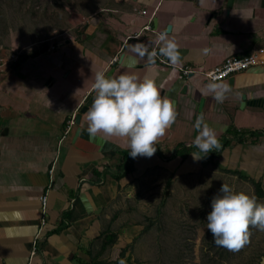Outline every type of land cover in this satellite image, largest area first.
I'll use <instances>...</instances> for the list:
<instances>
[{
    "label": "crops",
    "instance_id": "1",
    "mask_svg": "<svg viewBox=\"0 0 264 264\" xmlns=\"http://www.w3.org/2000/svg\"><path fill=\"white\" fill-rule=\"evenodd\" d=\"M162 32L177 45L176 64L156 53ZM259 48H264V0H113L89 15L73 35L38 49L20 47L18 60H24L0 73V264L110 261L107 251L116 235L102 249L110 233L106 225L102 229L107 223L103 208L116 192L99 185L110 175L98 173L114 170L124 161L122 150L129 149L123 138L98 134L90 141L86 112L76 123L93 102L97 72L152 78L161 95L175 103L174 124L157 141L153 156L135 158L136 167L162 150L197 149L192 142L202 117L221 145L230 142L213 159L215 165L264 189V62L230 76L233 82L230 77L217 81L231 89L223 103L206 89L213 81L204 73L229 56ZM185 66L195 71L185 74ZM72 117L75 124L67 129ZM232 130L261 135L235 136ZM100 192L106 197L101 208L92 198Z\"/></svg>",
    "mask_w": 264,
    "mask_h": 264
},
{
    "label": "rangeland",
    "instance_id": "2",
    "mask_svg": "<svg viewBox=\"0 0 264 264\" xmlns=\"http://www.w3.org/2000/svg\"><path fill=\"white\" fill-rule=\"evenodd\" d=\"M112 1L0 0V58L20 47L38 49L73 35L89 15ZM170 155L162 150L155 159L138 162L135 172L99 183L116 192L103 208L107 223L102 229L106 225L116 235L107 264H256L264 253V231L250 228L249 242L229 251L215 245L206 228L211 200L222 183L250 196H256L254 185L220 170L209 154L199 160L193 158L202 157L195 150ZM92 198L100 208L106 203L101 192ZM257 200L264 203V197Z\"/></svg>",
    "mask_w": 264,
    "mask_h": 264
},
{
    "label": "clouds",
    "instance_id": "3",
    "mask_svg": "<svg viewBox=\"0 0 264 264\" xmlns=\"http://www.w3.org/2000/svg\"><path fill=\"white\" fill-rule=\"evenodd\" d=\"M158 39L162 54L176 64L180 56L175 41L163 32ZM149 62L154 63L151 55ZM92 79L95 95L85 114L90 141L96 140L98 134H103L102 139L123 138L133 159L153 156L157 141L176 120L174 101L161 95L152 78L140 80L129 73L106 76L97 72ZM205 87L217 103H223L231 90L228 84L218 82H210ZM195 127L198 134L192 143L203 157L222 147L216 130L203 123L202 117ZM193 158L199 160L202 157ZM219 193L211 200L212 210L207 214L206 228L215 245L239 251L249 242L250 228L264 231V203L258 202L255 195L235 192L223 183Z\"/></svg>",
    "mask_w": 264,
    "mask_h": 264
},
{
    "label": "built area",
    "instance_id": "4",
    "mask_svg": "<svg viewBox=\"0 0 264 264\" xmlns=\"http://www.w3.org/2000/svg\"><path fill=\"white\" fill-rule=\"evenodd\" d=\"M141 14H147L146 10H136ZM20 55L19 49H14L9 52L6 58H0V73L5 70L6 66L11 63H14L18 60ZM264 62V48H259L251 53L245 55H233L227 57L220 65L212 68L211 70L205 71V75L213 82L226 79L230 76H233L239 72L247 70L255 65L261 64ZM182 72L188 74L189 72L195 71V69L189 68L188 66L181 67ZM75 124V117L68 122L67 129ZM47 196H42L41 201L43 209L46 210ZM46 224V218L43 216L41 220V225Z\"/></svg>",
    "mask_w": 264,
    "mask_h": 264
},
{
    "label": "trees",
    "instance_id": "5",
    "mask_svg": "<svg viewBox=\"0 0 264 264\" xmlns=\"http://www.w3.org/2000/svg\"><path fill=\"white\" fill-rule=\"evenodd\" d=\"M230 133L232 135H235V136H238L239 134L240 135H243V134L245 135L247 133H250L252 135H259V136L261 135V132H257V131H254V132L253 131L246 132V131H242V130H241V132H235V131L233 132V130H232ZM239 140L240 141H243V137L242 136H239ZM228 144H230V142H228V140H224L222 142V147L221 148H223L225 145H228ZM220 149L218 151L215 150V149H213L212 152L208 153L209 156L208 155L207 156L210 157V159L215 158L220 153ZM184 150H188V151L195 150V151H197L202 156V158H206L207 157V156H204L203 157V153H200L199 152V149H195L193 146L187 147L186 145H181L179 148L175 149L171 153L170 159L179 156ZM129 151L130 150H122L121 153L124 156V161L121 164H118L115 167L114 170H112L111 168H107V170L104 171L103 173H101V174L98 173V176H104V177H106V176L110 175L114 179L119 180L122 177H124V176H126V175H128L130 173H133L136 170L135 159H133L129 155ZM227 172H230L231 173L230 170H228ZM240 178L243 179V180H249L247 177H244L242 175H240ZM250 182L252 183V185H254L255 194H256L257 198L258 199L263 198L264 197V189L262 188V186L260 185V183L255 182V181H250ZM164 199H165V195L162 196L161 203L164 202ZM68 215H69L68 213H65L64 214V217L65 218H68L69 217ZM61 225L62 226H65L64 219H63V221H61ZM60 228H61V226H60ZM107 235L108 236H106L104 238V240H103L102 249H104L107 245L110 246L111 243L114 242V238L113 237L115 236V233L114 232H110ZM263 256H264V253L259 258H257L256 264H259L260 263V261H261V259H262ZM119 259H120V256H118L117 260H119ZM115 263H112V264H115Z\"/></svg>",
    "mask_w": 264,
    "mask_h": 264
},
{
    "label": "water",
    "instance_id": "6",
    "mask_svg": "<svg viewBox=\"0 0 264 264\" xmlns=\"http://www.w3.org/2000/svg\"><path fill=\"white\" fill-rule=\"evenodd\" d=\"M232 0H230V2H231ZM170 29V26H169V28H168V30ZM38 52H34L32 55H36ZM158 55H161L162 54V52H161V47H159L158 49H157V52H156ZM24 60V57H22V58H20L16 63H15V65H17L19 62H21V61H23ZM231 78V82H233V79H232V77H230ZM87 109H88V107H84L83 109H82V111H81V113L77 116V118H76V123L77 124H79L80 123V121H81V115L82 114H84L86 111H87Z\"/></svg>",
    "mask_w": 264,
    "mask_h": 264
}]
</instances>
